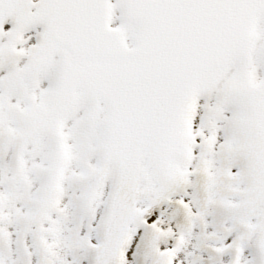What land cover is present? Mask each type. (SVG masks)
<instances>
[{
	"label": "snow or ice",
	"instance_id": "obj_1",
	"mask_svg": "<svg viewBox=\"0 0 264 264\" xmlns=\"http://www.w3.org/2000/svg\"><path fill=\"white\" fill-rule=\"evenodd\" d=\"M0 264H264V0H0Z\"/></svg>",
	"mask_w": 264,
	"mask_h": 264
}]
</instances>
